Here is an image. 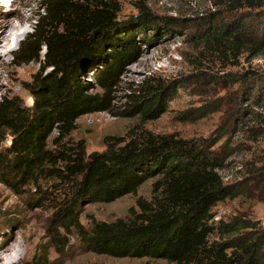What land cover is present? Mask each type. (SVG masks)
Here are the masks:
<instances>
[{
    "label": "trees",
    "instance_id": "trees-1",
    "mask_svg": "<svg viewBox=\"0 0 264 264\" xmlns=\"http://www.w3.org/2000/svg\"><path fill=\"white\" fill-rule=\"evenodd\" d=\"M232 1L245 9L264 7V0ZM148 2L139 0L137 16L120 26L128 20L118 18L120 7L112 0L41 1L34 29L16 54L21 62L41 65L27 84L33 103L27 106L15 96L0 99V134L10 137L0 152V168L13 181L47 177L73 182L72 197L93 202L136 194L154 178L150 199L139 197L126 217L79 228L82 242L96 253L170 264H263L264 235H247L250 226L239 220L213 219L214 208L237 195L219 172L222 161L211 150L214 142L136 125L126 136H108L105 150L87 158L83 141L71 139L82 115L109 109L121 75L140 56L139 34L157 25ZM255 35L236 19L218 30L209 27L200 37L207 47L257 54L263 41ZM90 72L94 83L86 79ZM162 87L138 84L126 112L153 116ZM70 218L79 225L77 217ZM18 264L54 262L39 253Z\"/></svg>",
    "mask_w": 264,
    "mask_h": 264
},
{
    "label": "rangeland",
    "instance_id": "rangeland-1",
    "mask_svg": "<svg viewBox=\"0 0 264 264\" xmlns=\"http://www.w3.org/2000/svg\"><path fill=\"white\" fill-rule=\"evenodd\" d=\"M41 1L0 0V25L9 18L25 31L18 41L12 38L0 46V99L15 96L27 106L33 103L27 84L41 65L21 62L16 54L34 29ZM112 1L120 7L118 18L128 20L120 26L139 13V0ZM147 6L157 25L149 27L145 36L139 34L140 56L121 75L109 109L82 115L71 139L83 141L87 158L105 150L108 136H126L136 125L200 143L208 139L222 161L219 172L224 182L237 192L214 208L213 219L239 220L250 226L244 231L247 235H264V7L245 9L232 0H149ZM236 19L263 41L259 53L234 54L227 47L204 44L200 36L205 29L218 30ZM86 79L95 82L91 72ZM146 82L163 86L153 105L155 114L143 117L126 112L135 88ZM9 144L10 137L0 134V152ZM5 171L0 168V253L9 245L23 247L11 264L39 253L54 264H170L96 253L82 242L78 231L90 228L94 221L126 217L137 208L139 197L150 199L154 178L136 194L93 202L86 197L74 199L73 182L47 177L13 181ZM71 216L78 218V226L70 223ZM262 254L264 264V250Z\"/></svg>",
    "mask_w": 264,
    "mask_h": 264
},
{
    "label": "bare ground",
    "instance_id": "bare-ground-1",
    "mask_svg": "<svg viewBox=\"0 0 264 264\" xmlns=\"http://www.w3.org/2000/svg\"><path fill=\"white\" fill-rule=\"evenodd\" d=\"M1 22L2 23L0 25V46L2 47H5L6 42L10 39L12 41V38L17 39L23 33H25V31L22 30L18 24H16L14 21H11L9 18H4ZM8 30L10 31L9 35H7ZM3 52L6 54L9 52V50ZM22 251L23 247H21L20 244L17 248L15 246L9 245L8 247L4 248V250L0 253V264H11L12 262H14L16 256L22 254Z\"/></svg>",
    "mask_w": 264,
    "mask_h": 264
},
{
    "label": "water",
    "instance_id": "water-1",
    "mask_svg": "<svg viewBox=\"0 0 264 264\" xmlns=\"http://www.w3.org/2000/svg\"><path fill=\"white\" fill-rule=\"evenodd\" d=\"M97 154H98V153H97V152H95V153L92 155V157H95Z\"/></svg>",
    "mask_w": 264,
    "mask_h": 264
}]
</instances>
